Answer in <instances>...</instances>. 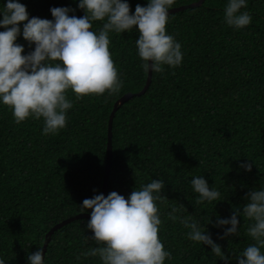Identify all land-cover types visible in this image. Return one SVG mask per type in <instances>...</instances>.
Segmentation results:
<instances>
[{
    "label": "trees",
    "instance_id": "trees-1",
    "mask_svg": "<svg viewBox=\"0 0 264 264\" xmlns=\"http://www.w3.org/2000/svg\"><path fill=\"white\" fill-rule=\"evenodd\" d=\"M195 1L173 0L169 8ZM20 2L29 16L52 19L50 6L64 5L75 9L69 15L84 14L77 0ZM137 3L147 0H129L130 12ZM225 3L203 0L168 14L165 28L181 44L180 65L152 71L147 90L121 104L113 117L107 193L115 190L127 198L152 178L164 181L155 202L162 220L158 236L171 253L164 264H225L209 245L191 241L188 229L166 216L172 206L205 225L230 257L227 264H237L239 250L254 242L246 232L250 221L239 213L237 234L219 235L223 229L206 221L242 210L245 193L264 186V0H247L240 11H248L251 21L238 29L224 22ZM100 27L101 21H93L94 30ZM138 35L135 26L110 33L121 88L80 99L67 89L72 107L65 127L55 134H42V119L29 116L16 123L11 108L0 104V258L6 264H28L27 254L41 250L54 224L80 213L85 197L102 192L114 103L140 91L147 80L148 70L136 55ZM16 42L24 52L34 47L19 35ZM240 160L252 163L251 170L240 168ZM193 175H203L223 199L197 202L189 183ZM87 220L79 217L52 233L44 264H100L96 256L77 259L97 246Z\"/></svg>",
    "mask_w": 264,
    "mask_h": 264
},
{
    "label": "clouds",
    "instance_id": "clouds-1",
    "mask_svg": "<svg viewBox=\"0 0 264 264\" xmlns=\"http://www.w3.org/2000/svg\"><path fill=\"white\" fill-rule=\"evenodd\" d=\"M172 4L173 0H147L130 12L129 0H77L83 15H69L75 12L70 5L50 6L52 19H48L29 16L20 0H4L0 4V104L11 108L16 123L29 116L42 119V134H55L65 127L66 111L72 107L67 89L80 99L121 88L109 36L133 26L139 33L135 45L142 69L160 72L163 65H180L181 44L165 28ZM246 4L247 0H226L224 22L237 29L248 25L250 13L240 11ZM93 21H101V27L94 30ZM18 35L34 47L24 52V45L16 42ZM238 166L249 171L252 163L240 160ZM189 183L198 194L197 202L223 199L203 175H193ZM163 184L162 179L152 178L134 187L127 198L115 190L85 197L79 209H91L86 227L92 230L90 238L97 246L85 249L77 259L96 256L100 264H164L170 259V251L158 236L162 220L155 202L161 198ZM245 196L242 210L236 208L227 217L217 216L215 221L207 217L206 221L223 229L219 235L227 236L239 231L238 213L248 218L246 232L254 242L239 250L235 259L237 264H264V186L250 189ZM166 216L188 229L185 235L191 241L209 245L211 253L227 264L230 257L197 218L179 215L176 206ZM43 257L37 248L26 258L28 264H44ZM0 264H6L5 258H0Z\"/></svg>",
    "mask_w": 264,
    "mask_h": 264
},
{
    "label": "water",
    "instance_id": "water-1",
    "mask_svg": "<svg viewBox=\"0 0 264 264\" xmlns=\"http://www.w3.org/2000/svg\"><path fill=\"white\" fill-rule=\"evenodd\" d=\"M203 2V0H197L195 2L189 3V4H184V5H180V6H175L172 8L168 9V14L173 13V12H177L180 10H183L185 8H188L190 6H195V5H200ZM152 79V71L148 70V74H147V80L146 83L144 85V87L138 91V92H127L125 94H123L120 98H118L113 106V109L110 113V117H109V123H108V142H107V160H106V165H105V174H104V180H103V187H102V193L107 195V187H108V179H109V173H110V167H111V158H112V124H113V117L117 111V109L119 108V106L121 104H123L125 101H127L128 99H130L131 97L135 96V95H140L143 94ZM79 217H87L89 218V213L86 212H80L77 213L75 215L69 216L59 222H57L56 224H54L45 234V238H44V243L42 245L41 248V253L42 256L45 255L44 253L46 252L48 243L51 239V235L52 233L59 227L65 225L66 223L73 221ZM44 259V257H43Z\"/></svg>",
    "mask_w": 264,
    "mask_h": 264
}]
</instances>
